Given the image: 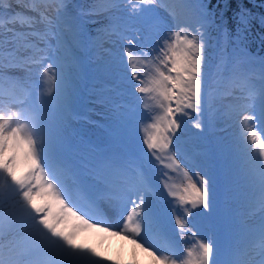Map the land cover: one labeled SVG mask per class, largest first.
Here are the masks:
<instances>
[{
  "label": "snow or ice",
  "instance_id": "6c2138e0",
  "mask_svg": "<svg viewBox=\"0 0 264 264\" xmlns=\"http://www.w3.org/2000/svg\"><path fill=\"white\" fill-rule=\"evenodd\" d=\"M209 5L0 0V264H115L76 242L105 224L133 243L155 233L158 245L138 244L153 264H264V216L259 249L245 258L222 262L208 235L221 177L264 212V56L248 43L256 17L237 5L231 30V0ZM193 113L202 131L188 141ZM93 114L106 135L74 165L64 132ZM177 229L202 237L186 256L173 251Z\"/></svg>",
  "mask_w": 264,
  "mask_h": 264
},
{
  "label": "bare ground",
  "instance_id": "6f19581e",
  "mask_svg": "<svg viewBox=\"0 0 264 264\" xmlns=\"http://www.w3.org/2000/svg\"><path fill=\"white\" fill-rule=\"evenodd\" d=\"M5 87H7V85H5ZM67 155L68 154L66 151V159L70 163L79 165L74 158H67ZM51 163L53 167H59L58 161L52 160ZM68 179L69 183H71L70 176ZM220 187V183H218L217 189H219ZM236 194H238L237 197H241V199L243 200L239 204L238 208L221 212V200L224 198V194H222L221 192L217 193V217L219 220V224L218 227L214 230V234L213 232H209L208 235L210 238L217 241L220 246V252L223 249V252H230L229 255H231V258L233 257L234 252H238L240 258H245L248 252L252 251L253 249L258 251L259 249V228L261 226V218L262 216H264V212L261 211L258 205L252 207L246 202L245 188H238L236 190ZM73 196L77 200L80 199L79 193L75 191L73 192ZM233 196L235 197V194ZM128 207L130 208L131 205H129ZM103 219L107 220L109 223L115 224L117 216L105 214ZM224 220L227 221V225H229V227L231 228L230 241L227 240V243L221 242L222 233L224 231L221 223ZM172 223L174 224V218L172 219ZM103 227H107V225H102L100 229H80L76 236V242L94 249L95 252L99 253L100 257H106L108 262L114 261L115 264H153L152 257L145 253L143 249L138 246V244L143 243L145 247H148L149 243L158 245L161 242L159 240V237L155 233L143 237V239L139 240L138 243H133L134 237L130 238L128 234L120 232L119 228H111L108 231H103ZM120 227H122V224L120 225ZM192 231L196 232V229H193ZM176 239L179 240L180 243L177 248L173 249V251H183L186 256L187 246L195 244L196 241L201 240L202 237L199 233H197L195 237H193L191 233L181 237L179 229H177ZM183 242L186 243L187 246H184ZM225 249L228 250L225 251ZM164 254L170 255L169 252H165ZM185 256H181L180 259H184ZM177 264H179V261L177 262Z\"/></svg>",
  "mask_w": 264,
  "mask_h": 264
},
{
  "label": "rangeland",
  "instance_id": "374dc122",
  "mask_svg": "<svg viewBox=\"0 0 264 264\" xmlns=\"http://www.w3.org/2000/svg\"><path fill=\"white\" fill-rule=\"evenodd\" d=\"M155 7L156 10L161 15H166V12L163 8L159 6H152ZM250 34V33H249ZM139 67V66H138ZM140 71H150V69H144L140 68ZM40 69H35V73L39 74ZM42 83V81H40ZM42 89H37V92L41 91ZM225 103H228L229 100L226 98ZM194 117L195 113H193V118L189 119L186 118V133L184 136L185 140L191 141L196 138L198 133H201V129H196L194 127ZM218 129L223 128V124H219ZM238 131V130H233ZM222 134V133H220ZM106 135L105 131V121L101 115L93 114L90 121H82L80 119H74L71 121V123L68 125L64 132V136L66 137V145L65 148H67V158L75 159L78 164H82L81 157H86L88 150L93 147L96 143H99L103 141L104 137ZM71 149V150H68ZM70 151V152H69ZM256 151V154L258 155V150ZM174 179L170 181V183H181V176L177 175L176 173H172ZM220 188L217 189V193L221 192L224 194V198L221 200V212L223 211H230L233 209H237L239 204L243 201L241 197H237L238 194H236V190L238 188L244 189L242 185H235L230 184L226 179L221 177L220 181ZM222 188V189H221ZM230 188V189H229ZM235 194V197L233 196ZM240 199V200H239ZM226 205V206H225ZM224 223V224H223ZM227 221H222L221 225L224 228V231L222 233V240L221 242L227 243V240L230 241L231 236V228L229 225H227ZM226 229V230H225ZM224 234V235H223ZM224 236V237H223ZM225 240V241H224ZM207 242V241H203ZM184 243V242H183ZM184 246H187L186 243H184ZM192 247V245H188L187 249ZM224 250V249H223ZM221 250L219 259L223 261H227L231 258L230 252H223ZM228 249H225L227 251Z\"/></svg>",
  "mask_w": 264,
  "mask_h": 264
},
{
  "label": "trees",
  "instance_id": "16d2710c",
  "mask_svg": "<svg viewBox=\"0 0 264 264\" xmlns=\"http://www.w3.org/2000/svg\"><path fill=\"white\" fill-rule=\"evenodd\" d=\"M222 2V0H210V8L214 7L217 3ZM243 4L245 7L249 8L256 20L253 21L252 31L249 34V47L250 51L254 56H264V47L261 45V37L264 36V29H261L259 25V17L261 14H264V7H261L264 4V0H231V6L227 10L225 19L228 21V27L231 30H234V21L231 17L233 13L237 10V5ZM219 11V9H217Z\"/></svg>",
  "mask_w": 264,
  "mask_h": 264
}]
</instances>
